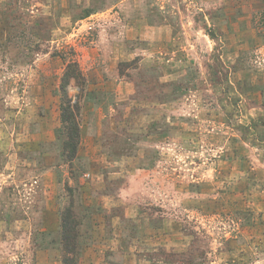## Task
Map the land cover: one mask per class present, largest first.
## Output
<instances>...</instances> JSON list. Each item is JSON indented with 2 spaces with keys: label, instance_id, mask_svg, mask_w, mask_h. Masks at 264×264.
Instances as JSON below:
<instances>
[{
  "label": "rangeland",
  "instance_id": "obj_1",
  "mask_svg": "<svg viewBox=\"0 0 264 264\" xmlns=\"http://www.w3.org/2000/svg\"><path fill=\"white\" fill-rule=\"evenodd\" d=\"M65 258L264 264V0H0V264Z\"/></svg>",
  "mask_w": 264,
  "mask_h": 264
},
{
  "label": "trees",
  "instance_id": "obj_2",
  "mask_svg": "<svg viewBox=\"0 0 264 264\" xmlns=\"http://www.w3.org/2000/svg\"><path fill=\"white\" fill-rule=\"evenodd\" d=\"M71 68V66H68V69ZM74 73V72H73ZM69 220V219H68ZM66 220L63 222L62 220V230H63V240H64V250L66 253H73L74 252V246H73V238L71 236V224L69 223V221ZM64 263L65 264H69L70 261L66 260V258L64 259Z\"/></svg>",
  "mask_w": 264,
  "mask_h": 264
}]
</instances>
